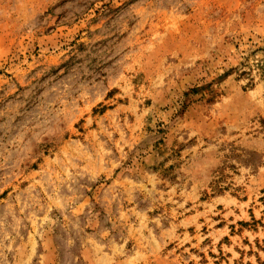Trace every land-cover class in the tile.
I'll return each mask as SVG.
<instances>
[{"label": "rangeland", "instance_id": "374dc122", "mask_svg": "<svg viewBox=\"0 0 264 264\" xmlns=\"http://www.w3.org/2000/svg\"><path fill=\"white\" fill-rule=\"evenodd\" d=\"M0 264H264V0H0Z\"/></svg>", "mask_w": 264, "mask_h": 264}]
</instances>
